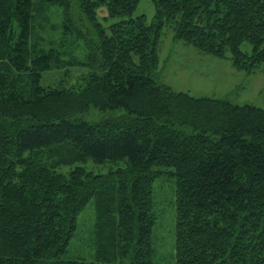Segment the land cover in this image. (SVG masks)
<instances>
[{"label":"trees","instance_id":"obj_1","mask_svg":"<svg viewBox=\"0 0 264 264\" xmlns=\"http://www.w3.org/2000/svg\"><path fill=\"white\" fill-rule=\"evenodd\" d=\"M151 1L147 23L133 16L138 0H0V264H95L64 259L91 202L95 262L154 264L153 198L165 175L174 264H264V110L156 79L165 29L254 73L264 0ZM67 44L86 51L89 74L42 87L43 73L77 64L64 60ZM87 161L124 167L94 175L77 166Z\"/></svg>","mask_w":264,"mask_h":264},{"label":"rangeland","instance_id":"obj_2","mask_svg":"<svg viewBox=\"0 0 264 264\" xmlns=\"http://www.w3.org/2000/svg\"><path fill=\"white\" fill-rule=\"evenodd\" d=\"M106 10L101 8L97 17L101 20ZM144 16L150 23L155 15L151 0H138L133 16ZM56 21V17L53 18ZM75 38V37H73ZM76 41L83 45L82 40ZM242 51L249 52L248 43L242 45ZM65 61L71 57L77 59V64H64L52 68L42 74L40 85L42 87L71 88L80 83L79 79L86 77L90 70L83 63L86 61V51L75 44L64 48ZM159 67L156 70V79L169 86L174 92L188 94L192 98H209L225 100L233 106H250L264 110V64L254 73L236 70L229 60L218 59L205 55L197 49L173 40L170 29H165L157 47ZM137 61V58H134ZM97 120L98 118L92 117ZM94 175H104L110 170L124 167L123 162H106L94 164L87 161L77 164ZM72 168V167H71ZM69 168H62L59 172L66 173ZM173 180L163 176L156 183L153 198V214L155 224L152 232L153 263L174 264V205ZM94 222L92 202L81 213L77 220V232L70 243L66 260H80L95 262L94 252L88 242L90 226Z\"/></svg>","mask_w":264,"mask_h":264}]
</instances>
